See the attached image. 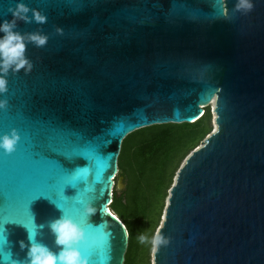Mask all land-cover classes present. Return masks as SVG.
Listing matches in <instances>:
<instances>
[{
  "label": "water",
  "instance_id": "water-1",
  "mask_svg": "<svg viewBox=\"0 0 264 264\" xmlns=\"http://www.w3.org/2000/svg\"><path fill=\"white\" fill-rule=\"evenodd\" d=\"M18 2L47 18L18 30L48 41L27 46L31 71L9 73L0 97V135H20L14 153H0V250L22 260L17 242L36 229L58 252L48 224L64 212L94 243L90 264H123L127 230L99 211L112 201L122 141L192 124L212 105V132L167 192L159 227L170 242L150 264H264V0L248 14L236 0H0V21ZM88 200L98 211L87 225ZM28 208L35 227L6 224Z\"/></svg>",
  "mask_w": 264,
  "mask_h": 264
},
{
  "label": "trees",
  "instance_id": "trees-1",
  "mask_svg": "<svg viewBox=\"0 0 264 264\" xmlns=\"http://www.w3.org/2000/svg\"><path fill=\"white\" fill-rule=\"evenodd\" d=\"M211 119L207 107L192 124L152 126L122 141L109 209L128 233L123 264H150L151 245L140 244L136 238L140 234L151 238L159 227L173 178L185 158L212 132Z\"/></svg>",
  "mask_w": 264,
  "mask_h": 264
},
{
  "label": "clouds",
  "instance_id": "clouds-1",
  "mask_svg": "<svg viewBox=\"0 0 264 264\" xmlns=\"http://www.w3.org/2000/svg\"><path fill=\"white\" fill-rule=\"evenodd\" d=\"M253 7V0H236L234 11L248 14L253 10ZM8 12L12 19L0 21V97H6L9 91V73L18 74L23 70L25 74H28L31 71L33 65L26 56L27 46L31 44L39 48L45 46L48 41V36L40 32L22 33L18 30L19 22L25 24L46 23V16L42 15L39 10L30 9L25 3L18 2L14 8L10 7ZM30 12L31 16L28 15ZM222 15L227 18L226 11H222ZM56 31L58 34L62 32L59 28ZM7 107L8 100L0 98V111L6 110ZM19 141L20 135L14 128L0 135V153L5 156L11 155L16 151ZM110 180H115V176ZM100 195H103L102 191ZM80 203H82L84 218H90L97 214L98 209L93 206L94 200ZM99 211L101 214L112 215L108 204L102 205ZM113 218L116 217L113 216ZM161 228L162 225L155 230L151 238L146 234H140L136 239L140 244H150L151 251L155 253L160 247L167 246L170 242L169 238L162 234ZM48 229L55 237V245L59 248L58 252H53L47 245L36 239V229L29 230L27 231V243L23 240L17 242L21 252H25L27 249L23 259H15L14 253L9 248L7 252L0 250V264H90V258L83 255L79 248V245L86 241V233L79 224L73 222L63 212L60 218L49 222ZM6 242V238L0 241L2 244ZM103 259L107 262L111 260V257L106 256Z\"/></svg>",
  "mask_w": 264,
  "mask_h": 264
},
{
  "label": "snow or ice",
  "instance_id": "snow-or-ice-1",
  "mask_svg": "<svg viewBox=\"0 0 264 264\" xmlns=\"http://www.w3.org/2000/svg\"><path fill=\"white\" fill-rule=\"evenodd\" d=\"M221 9H223V4L221 3L220 5ZM68 184H72L71 182H69ZM73 185V184H72ZM74 186V185H73ZM62 197H63V200L65 202L69 201L70 199H68L67 197L64 196L63 192H62ZM58 207L61 208V206L59 204H57ZM85 224L88 225L87 223V219L85 218L84 221H83ZM15 224V225H19V226H22V227H28L30 224L33 225V227H35V224H34V221H33V217L31 215V213L29 212V208H28V215L26 218H18V219H12V220H9L7 221L6 224ZM78 224V223H77ZM83 244H86L87 246V255L90 260L92 259V255L93 253L97 250L94 243L92 242L91 239L89 240H86L85 242H83Z\"/></svg>",
  "mask_w": 264,
  "mask_h": 264
},
{
  "label": "rangeland",
  "instance_id": "rangeland-1",
  "mask_svg": "<svg viewBox=\"0 0 264 264\" xmlns=\"http://www.w3.org/2000/svg\"><path fill=\"white\" fill-rule=\"evenodd\" d=\"M212 109H213V106H212V105L209 106V110H210L211 117L213 116V115H212ZM212 130H213V128H212ZM122 187H123V185H122V181L119 180V182H118V188L121 189Z\"/></svg>",
  "mask_w": 264,
  "mask_h": 264
}]
</instances>
